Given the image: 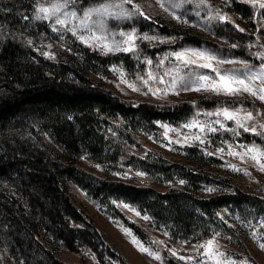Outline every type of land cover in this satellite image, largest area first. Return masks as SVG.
Here are the masks:
<instances>
[{
  "label": "trees",
  "instance_id": "16d2710c",
  "mask_svg": "<svg viewBox=\"0 0 264 264\" xmlns=\"http://www.w3.org/2000/svg\"><path fill=\"white\" fill-rule=\"evenodd\" d=\"M76 1L81 6L91 0ZM30 8L31 0H0V250L10 257L9 262L79 264L59 260L54 248L75 250L85 245L101 261L105 253L126 264L91 217L74 202L68 192L71 183L124 222L119 210L113 213L110 199L133 203L148 215L151 224L164 227L171 240L194 239L224 227L217 216L221 207L246 212L253 208L264 214V196L258 194L240 190L208 195L193 192L196 184L208 181L207 175L182 163L167 162L160 155L149 159L131 154L126 162L161 180L182 177L187 182L183 188L171 186L160 191L99 176L75 164L73 156L85 153L112 166L123 153L121 143L115 140L116 132L123 133L126 126L150 129L158 119L175 123L211 107L220 98L163 104L123 98L94 76L106 74L108 64L118 61L133 70L128 53L104 54L73 38L56 52L55 59L36 53L24 38L21 24ZM230 9L253 26L248 2L231 0ZM212 25L233 43L230 48L234 52L246 54L252 61L258 59L244 43L248 32L229 21L213 20ZM235 130L246 141L260 143L264 139L262 133L253 135L236 126ZM39 234H45L51 243Z\"/></svg>",
  "mask_w": 264,
  "mask_h": 264
},
{
  "label": "rangeland",
  "instance_id": "374dc122",
  "mask_svg": "<svg viewBox=\"0 0 264 264\" xmlns=\"http://www.w3.org/2000/svg\"><path fill=\"white\" fill-rule=\"evenodd\" d=\"M241 1L248 2L251 6L249 19L253 26L247 18L230 9L231 0H206L207 7L202 5L200 8L196 6L198 0H192L191 3L177 0L181 3V7L169 8L168 11L160 7V3H165V6H167L168 0H160V3L157 0H132L133 4L138 5L140 10L150 17L149 19H144L138 15L131 19L107 18V28L114 33L130 32L135 28L137 48L135 52L128 53L133 59L134 71L127 70L121 61L110 63L106 74H95L94 76L103 85L114 90L121 97L135 102L150 101L163 104L180 100L193 101L208 96L220 98V101L216 100L217 102L211 107L199 109L175 123L158 119L153 122L154 127L150 129L142 126H126L123 133L116 132L115 140L121 143L123 153L120 154L119 160L112 166L107 161L106 163L97 162L85 153L73 156V162L88 172L109 179L147 185L160 191L171 186L183 188L187 182L182 177L161 180L160 177L148 174L138 166L126 162V158L131 154L149 159L160 155L167 162L182 163L185 167L207 175V182H199L196 187L191 189L197 194L208 195L214 192L240 190L245 193L264 196V171L260 170L259 165L247 156L242 161L239 156L228 154L230 147L237 153H243L245 151L244 146L256 145L264 150V139L260 143L244 140L238 131L235 133L231 131V129H235V122L223 121L222 117L220 119L225 124V129L212 124L213 127L218 129L215 133L200 132L198 127L191 129L184 127L193 119L201 123L205 121L212 122L217 117H208L204 113L226 106L230 109L242 108L245 111H251L253 120L247 121L246 126H256L257 131L264 134V129L259 127L260 124H264V102L247 93L240 96H224L210 91L184 90L185 84L179 82L181 77L187 82L192 72L207 74L210 77H215L216 74L209 69L195 66L180 67L177 71L178 62L174 58L165 60L163 66L159 64L160 59L168 53L184 49H197L207 51L208 54L217 57V60H213L212 64L213 67L219 68L221 72L243 74L248 69L241 62H245L250 67H254L255 70H259L261 63H264V61L259 58L252 61L246 54L234 52L230 48L233 43L217 33L212 25L213 20H219L211 19L217 13L227 17V21L249 33V38L244 41L246 48H251L255 53L264 52L263 10L259 8V4L253 6L252 0ZM103 2L120 3V0H91L81 6L76 1L74 5L70 6V10L75 9L78 11V15H82L85 8L98 6ZM261 2H264V0H261ZM35 3L36 0H31L30 12L26 11L24 13L22 11L29 17L28 20H24L23 15V20H21L23 36L27 42H32L30 45L36 53L48 52L53 57L50 59H55L58 50H63L72 38L78 39L71 32L62 33L64 38L60 39L57 33L51 31L50 22L31 19ZM124 7L131 8L128 4H125ZM174 15L178 16L179 19L173 18ZM93 19H96V17H93ZM73 23H76V21ZM162 30L166 32H162ZM144 34L156 36L157 39H139ZM185 35L193 36L194 39L189 41L184 37ZM115 39L122 38L117 35ZM161 40L165 42L161 43ZM197 40L198 42H194ZM49 45L51 47H48ZM90 48L102 52L96 48ZM221 58L233 62L218 63ZM148 59L152 60L151 65L146 63ZM169 70H171V73L164 76L163 73ZM149 72H152L155 80L148 81V84L145 85L144 80H147ZM138 77H143V79H138ZM161 77H163L164 83H160ZM174 79L177 81L175 89L172 87ZM256 83L259 86V82ZM130 84L134 85L137 90L133 91L128 86ZM149 88L152 91H149ZM197 113H200V115H197ZM243 114L242 112L241 115ZM114 131L115 128L112 133ZM236 133H239V135ZM196 135H200L205 143L202 144L198 140L187 139ZM220 148L224 149L222 153L217 151ZM250 155H255V153ZM262 162H264V158H262ZM230 165H234L240 171L234 170ZM137 172L144 173V175L137 176ZM246 172L247 174H245ZM181 180L185 183L181 184ZM4 186L5 188L8 187L5 183ZM207 189H214V191H207ZM68 192L74 202L85 210L87 215L103 232L105 240L111 244L115 251L121 254L126 264H169V261L174 264H186L185 260L179 259L180 256L193 258L187 264H197V260L204 259L199 255L203 249L197 251L194 245L205 243L212 237H215V246L218 250L228 254L220 259H230L235 261V264H241L246 259L251 264H264V251L258 247L259 242H264V225L261 224L264 214L254 212L255 209L253 208L246 212L245 210L236 211L235 209L221 207L218 209L217 216L224 223V227L212 229L194 239L171 240L164 227L155 226L151 224L149 219H143L144 216L148 215L141 212L131 202L119 198L110 199L114 207L113 213H116L114 209L119 210L126 219V222H124L119 216L109 212L108 207L96 202L79 186L71 183L68 186ZM125 204L128 207H124ZM137 212L139 215L136 214ZM127 222L135 225L139 232H135ZM253 232L256 233L258 240L253 239ZM217 233L219 235H216ZM40 236L44 241L49 240L45 234H39ZM133 237L139 240L144 247L157 253L160 259H154L147 253L139 251L138 247L131 242ZM49 242L51 243L50 240ZM172 251H175L177 255H172ZM54 253L59 260L72 263L121 264L116 258L105 253L102 256V261L99 260L93 251L85 245H80L75 250H70L64 246H56ZM9 259L10 257L0 250V264H19V261L11 260L9 262Z\"/></svg>",
  "mask_w": 264,
  "mask_h": 264
},
{
  "label": "snow or ice",
  "instance_id": "6c2138e0",
  "mask_svg": "<svg viewBox=\"0 0 264 264\" xmlns=\"http://www.w3.org/2000/svg\"><path fill=\"white\" fill-rule=\"evenodd\" d=\"M75 2L76 0H36V3L33 5L34 12L31 19L50 22L51 31L53 33H57L60 36V39L64 38L62 33L71 32V34L81 43L101 50L104 54L116 52L131 53L136 51L137 34L135 28H133L130 32L121 31L119 33H114L109 30L106 25V20L109 17L114 19H131L132 17L138 15L144 19H149L150 17L141 11L138 5L133 4L132 0H120V3L103 2L98 4V6L85 8L82 15H78V11L75 9L70 10V6L74 5ZM157 2L160 3V0H157ZM182 2L191 3L192 0H182ZM252 3L253 6L259 4V8L264 9V2H261V0H252ZM125 4L130 5L131 8H125ZM202 5L207 7L206 0H198L196 4L197 8H200ZM160 7L164 8L165 11H168L169 8L176 9L181 7V3L177 2V0H168L167 6H165V3H160ZM113 9H115V11H113ZM197 15H199V13H197ZM93 17H96V19H93ZM23 18L24 20L29 19L27 15H24ZM173 18L179 19V17L175 15ZM211 19L227 21L228 18L217 13L215 16L211 17ZM74 21H76V23H73ZM241 31L243 30L241 29ZM117 35L122 39H115ZM139 39L156 40L157 37L144 34L143 36H140ZM160 42L163 43L165 41L161 40ZM28 43L31 44L32 42L29 41ZM48 47H51V45ZM42 54L48 58H53L48 52H43ZM255 55L261 61H264V52H257ZM170 58H174L175 61L178 62L177 71L180 67L187 68L195 66L197 68L209 69L211 72L216 74L215 77H210L207 74L192 72L190 79L187 82L183 77H181L179 82L185 84L184 90L197 92L210 91L217 95L224 96H240L247 93L256 97L261 102H264V63H261L259 70H255L254 67H250L247 63L241 62L244 63L245 68L248 69L243 74L221 72L219 68L213 67L212 64V61L217 60V57L208 54V52L204 50L184 49L182 51H174L166 54L162 59H160V66H163L165 60H169ZM232 62L233 61L231 60H224L222 58L218 61V63ZM146 63L151 65L152 60L148 59ZM170 73L171 70L165 71L163 75L167 76ZM138 79H143V77H138ZM152 80H155V77L152 72H149L147 74V80H144L145 85L148 84V81ZM256 82H259V86ZM160 83H164L163 77H161ZM176 83L177 81L174 79L172 83L173 89H175ZM128 86L131 87L133 91L137 90L134 85L130 84ZM149 91H152V89L149 88ZM242 112L244 113L243 115H241ZM197 115H200V113H197ZM204 115L208 117L215 116L217 119L212 122L205 121L204 123L193 119L192 122L185 124L184 127L189 129L198 127L200 132L207 131L215 133L218 129L213 127L212 124L219 125L221 129H225V124L220 119V117H222L223 121H234L236 127L242 128L244 132H251L253 135L261 134L257 132L256 126H246L247 121L253 120V113L251 111H245L242 108L230 109L226 106L218 107L214 111L205 112ZM259 127L264 129V124H260ZM231 131L234 133L236 132L235 129H231ZM236 134L239 135V133ZM187 139L198 140L202 144L205 143L200 135L188 137ZM244 147L245 151L243 153H237L230 147L228 154L239 156L242 161L244 157L247 156L259 165L261 171H264V162H262V158H264V150L256 145ZM217 151L222 153L224 149L220 148L217 149ZM252 153H255V155H250ZM209 155H211V153H209ZM230 167H233L236 171H240V169L235 168L234 165H230ZM245 174H247V172ZM136 175L141 176L144 175V173L137 172ZM180 183L184 184L185 182L181 180ZM207 191H214V189H207ZM124 207H128V205L125 204ZM136 214L139 215L138 212ZM143 219L148 220L149 217L144 216ZM261 224L264 225V218H262ZM216 235H219V233ZM252 236L254 240H258L255 232L252 233ZM131 242L133 245L138 247L139 251L147 253L154 259H160V256L157 253L144 247V245L135 237H133ZM258 247L260 250L264 251V242H259ZM194 248L197 249V251L203 249L199 255L204 257V259L197 260V264H235V261L230 259H220L226 257L228 254L218 250L215 246V237L208 239L205 243L194 245ZM172 255L175 256L177 253L172 251ZM179 259L185 260L187 264V262H190L193 258L180 256ZM241 264H251V262L246 259L242 261Z\"/></svg>",
  "mask_w": 264,
  "mask_h": 264
}]
</instances>
